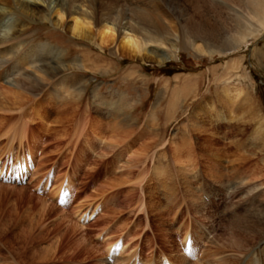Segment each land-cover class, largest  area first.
Instances as JSON below:
<instances>
[{
	"label": "rangeland",
	"instance_id": "1",
	"mask_svg": "<svg viewBox=\"0 0 264 264\" xmlns=\"http://www.w3.org/2000/svg\"><path fill=\"white\" fill-rule=\"evenodd\" d=\"M100 1L71 0L97 20ZM191 1H115L129 10L146 9L153 20L166 22L177 44L192 22L214 28L217 41L226 43L224 50H217L221 46L208 49L197 42L202 54L187 43L175 52L163 47L174 57L155 64L114 56L110 48L71 37L56 25L48 7L31 5L28 15L12 0H0V30L7 37L0 42V91L13 89L9 83L17 82L18 92L26 97L9 109L0 107V167L9 170L19 155H29L31 161L24 183L0 181L6 189L0 192V211L14 209V234L30 222H35V234H48L35 247L44 261L36 264H130L137 257L141 264H160L162 255L173 264H264V150L246 141L254 125L249 107H233L228 120L215 117L216 124L202 111L199 120L194 118L201 104L224 87L237 86L245 89L256 110L255 123L264 124V25L250 17L247 0ZM230 9L251 24L255 38L236 43L241 31L229 32L234 26ZM140 27L144 25L135 28ZM40 65L55 66L57 75L31 87L32 79L40 81ZM186 85L188 91L180 92ZM152 113L155 121L144 131ZM117 120L125 132L132 131L129 136L112 138ZM238 127L244 137L234 132ZM232 139L247 143L248 151L254 143L236 176L229 173L231 160L241 151L234 153ZM188 142L190 154L179 162L174 145ZM25 159L18 160V171L26 168ZM208 165L223 168L221 183L209 177ZM245 174L255 177L244 185L238 176ZM187 184L197 194L195 204ZM63 185L69 194L62 206L56 198ZM199 190L208 196L207 202L200 199ZM43 206L50 208L48 213H41ZM86 213L92 219L84 223ZM186 233L194 241L191 257L183 254ZM238 237L255 239L240 250L233 247ZM115 242L120 251L108 262ZM0 246V264H17L2 242Z\"/></svg>",
	"mask_w": 264,
	"mask_h": 264
},
{
	"label": "bare ground",
	"instance_id": "2",
	"mask_svg": "<svg viewBox=\"0 0 264 264\" xmlns=\"http://www.w3.org/2000/svg\"><path fill=\"white\" fill-rule=\"evenodd\" d=\"M12 1H13L12 3H13L14 7H17L19 9L24 10L23 12L27 13L28 15L32 14V12H30L31 11V9H30L31 5H39V6H43V7L44 6L48 7L50 10H52L54 12V15L56 18V20H55L56 25H58L61 29L67 31L69 33V35H71V37L89 41L92 44L97 45L98 47L110 48L111 53L114 56L122 55L124 57H128L130 59L140 61L142 63H155L156 64V63H162V62H165V61L172 59L174 56H172L170 54H166L162 50L163 47H165V48L169 47L171 51L175 52L179 47L178 45H180V44L186 45V43H187V44H189L187 47L189 49L193 50L194 52H197L198 54H202L205 52L202 49L203 47H200L199 43H197V42L206 43L208 46V49L218 48L217 47L218 45L221 47H219L217 50H224V48L226 47V45H225L226 43L217 41V34H216L217 31L214 28H208L207 24H197L196 25V24H194V22H192L190 24L186 23L187 24L186 25V28H187L186 35L183 37V40H181L180 43L177 44V41H178L177 38L178 37L174 36L175 42L170 39V37L172 36V33L175 34L174 29L170 25H168L166 22H164L162 20H156V19L153 20L152 17H150V15L147 13L146 9H141V8H138L137 6L134 7L133 9L131 8L130 10L128 9L129 7L127 8L125 5H124V7L123 6L120 7L118 5L119 3L116 4V2H115L116 0H107V1L103 0V1L99 2V4H101V6H100V9H98V10L101 12V14H100L101 16L99 17L98 20L95 18H92V17L90 18L91 13L87 10V8L86 9L84 8V5H82L80 3L78 4L76 2H71V0H12ZM195 1L196 2H194V0H192L191 2L197 4L198 3L197 0H195ZM119 7H120V9L118 10ZM122 8H125V9L123 10ZM245 8H247L248 14L250 15V17L253 20L258 21L262 26L264 25V0H247L245 3ZM230 11L232 12V14H231L232 19H233L232 22L234 23V26L233 27L230 26L229 32H231V30H234L235 33H237V31L238 32L241 31V33H238L236 36L238 39V41L236 43H240L241 41L243 42L248 38H255L256 34L253 33L254 28L244 18V16L241 13L234 11L232 9H230ZM0 13H4L3 10L0 9ZM133 15H134V17H133ZM91 16H92V14H91ZM94 19L97 20V22H95ZM135 19L138 21H135ZM68 22H69V25H67ZM140 24L144 25V27H140L139 30L136 29L135 27L137 25L139 26ZM2 25H4V24L0 23V27ZM222 30L223 31L225 30V26ZM1 31L2 30H0V42H3V41H5V39L7 37H6V34H5V36H3L4 34H2ZM244 32H246V35ZM237 39L235 38V40H237ZM7 40H9V39H7ZM165 41H167L168 43L166 44ZM42 50H44V49H41L40 51H42ZM38 53L41 54L40 52H38ZM35 54L33 53L32 57H35L36 56ZM39 54H38V57H39ZM0 56H2V52H0ZM32 57L31 58L29 57V58L32 60ZM28 61H30V60L28 59L27 62ZM35 72L37 73V71H35ZM38 72H40V74H38L39 75L38 77H40L38 79H40V81L39 80L35 81L34 79H32V82L29 83L31 87L37 86L36 85L37 83H42L43 81L47 80L49 76L57 75V68H55V66L42 67L40 65ZM32 74H34V73H32ZM6 83L8 84L9 81H7ZM9 84H10V86L13 87V89L9 88L10 90L8 89L7 91H2V90L0 91V107H5L7 109H9V107L11 108V107H14V106L20 104L19 100H21L20 102H22V99H26V97L22 96L18 92L19 87H18L17 82L9 83ZM26 84H28V83H26ZM16 89H17L18 93L13 91ZM187 91H188L187 85L184 86L183 88H181V90H180V92H187ZM246 95H247V93H246L244 88L237 87V86H234V87L226 86L220 91V93L216 94L214 97L210 98L207 102H205V105L201 104L200 107L197 109V111L194 113V118L199 120L202 117V115L200 114L201 113L200 111H202V112H205L204 114L206 116H208L209 121L211 123L213 122L216 124L219 121L215 120L214 119L215 117H219L220 121H227L228 118L231 116V114H233V112H232L233 107L238 108V107H242L245 105V107H249L248 110L251 112V117H252L250 119L251 122H254L252 133L246 139V141L248 140L249 143H250V141H255V143L258 144V146H256L255 148L263 151L264 150V124L262 122L255 123V120L257 119L256 110L252 107V105L250 104L251 102L249 101V99L247 98ZM217 105L223 106V108H218ZM225 107H228V114H224L225 109H226ZM44 108H46V107H44ZM58 109H59V107L56 110H58ZM119 111H118V117L120 116ZM36 112H39V111L37 110ZM36 112H35V115H36ZM42 112H40V113L42 114ZM41 114L40 115L38 114V116H39V119H41L42 123H44L46 121V119ZM198 116H200V118ZM111 117H113V116H111ZM145 121L146 122H145L144 127H143L144 131L150 127L152 122L155 121L153 113L150 114L149 116H147ZM119 122L120 121H118V120H117V122H113L112 127L114 128L116 133L113 132L114 130L112 131L114 133V134H112V138H113V136H115V135L117 136L118 134H120V136H121V133L123 134V137H127L132 132L131 130L128 132H125V129L121 127V123H119ZM122 126H123V124H122ZM250 127H252V126H250ZM234 132H236L237 135L239 133L240 135H242V137H244V135H245L243 130L239 129V127L234 128ZM232 135H233V133H232ZM117 140H118V138H117ZM239 140H242V139L240 138ZM229 142H230L229 144H230L231 148L235 150L234 153L241 151V153L236 154V156H235V158H233V160L230 159L231 160V166H230L229 173H232L233 176H236L237 172L239 173V171H240L239 170L240 167L246 161L248 162V158H249V156H251L250 152H252V148L254 146V143L252 142V144H250L252 146V148L250 151H248L249 149H247V143L243 144V142L240 143V141L235 142L233 139ZM259 144L261 145V148L259 147L260 146ZM190 145L191 144L189 142L186 145L185 144L184 145H177V146L174 145L173 152L176 155V157L178 158L179 162H180V158L183 154H186L187 156H188V154H190V151H187V150H190L192 148ZM219 153H221V152H219ZM27 157H29V155ZM229 157H230V155H229ZM255 158H257V157H255ZM255 158H254V160H256ZM262 158L264 159V157H262ZM218 159H219V157H218ZM226 159H228V158H226ZM250 159H251V157H250ZM19 160H21V159H19ZM216 160H215V162H216ZM174 162H175V160H174ZM216 166L210 165L208 167L207 173H209V177L214 182L221 183L222 181L220 182V180L224 178L223 177L224 175H222L223 168H220L218 165H216ZM24 169L25 168H23L22 170H24ZM244 170L247 172L246 169H244ZM251 176L246 177V174H245L246 178L238 176V179L240 178L239 179L240 183H243V181H245V183H244V185H245L246 182L251 181V179L254 175L252 177ZM185 183H187V182H185ZM240 183H238V184H240ZM66 185H63L61 187L60 195L64 192H68V189H66ZM187 185L188 186H186V187L188 190H186V191L190 196V201L192 204H195L196 200L198 199V197L196 198L197 194L195 195L192 193L194 191H193V188L190 187V184H187ZM4 190H6V189H4L3 187H0V192H3ZM20 191L22 192L23 190L20 189ZM68 194H69V192H68ZM59 196H57V197H59ZM67 200H68V196L66 197V201ZM0 206H1V204H0ZM49 209H47L46 206H43L41 213L42 214H44L45 212L48 213ZM13 210L8 209L5 212L0 211V235L1 234L3 235V236H0V242H2V244L7 249V251H9L7 253H9L11 255L12 259L14 261H16L17 264H36L39 260L42 259L43 256L41 257L39 255V250L36 249V251H34L35 247L39 242L44 240V238L48 237L47 236L48 234H45L42 232L39 234H35V231H33L35 229L34 228L35 222H34V224H32L30 221H29L30 223L27 226L24 225L25 227L20 232H18L19 234H14L13 228L16 227L17 224L14 225L16 219L14 218V215L11 213ZM81 219H82V221L87 222L88 220L92 219V216L89 213V215L87 214V217L85 215H83ZM235 236L237 237L238 235H235ZM256 236H259V235L256 233ZM253 239H255V238L254 237L251 239L245 238L246 241H244V237H238L237 239H235V242L233 243V247L234 248L236 247L240 250L241 249L243 250L242 247H244L246 243L248 244L250 242H253ZM119 245L120 244L115 243L111 246V248L108 250V257L111 258L112 256H114V254L119 253V251H120ZM0 249H1V246H0ZM122 249L123 248H121V252H124V251H122ZM114 250H118V251L113 254ZM41 261H43V260H41ZM41 261H39V262H41ZM165 262H171V264H173L172 261L166 256L163 257L162 264Z\"/></svg>",
	"mask_w": 264,
	"mask_h": 264
}]
</instances>
